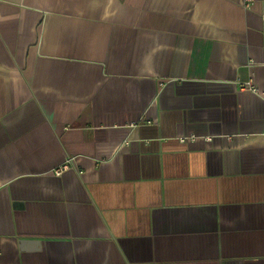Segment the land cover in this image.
<instances>
[{
    "label": "crops",
    "instance_id": "crops-1",
    "mask_svg": "<svg viewBox=\"0 0 264 264\" xmlns=\"http://www.w3.org/2000/svg\"><path fill=\"white\" fill-rule=\"evenodd\" d=\"M0 264H264V0H0Z\"/></svg>",
    "mask_w": 264,
    "mask_h": 264
},
{
    "label": "built area",
    "instance_id": "built-area-1",
    "mask_svg": "<svg viewBox=\"0 0 264 264\" xmlns=\"http://www.w3.org/2000/svg\"><path fill=\"white\" fill-rule=\"evenodd\" d=\"M251 88L253 89V91H257L256 89L253 88V86H251ZM68 168H69V162H67L66 164H64L63 166H61L59 169H57L56 170V174L57 175H60L64 170H67Z\"/></svg>",
    "mask_w": 264,
    "mask_h": 264
}]
</instances>
